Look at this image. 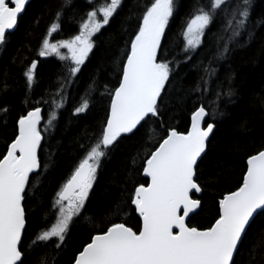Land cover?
<instances>
[{
    "label": "snow or ice",
    "instance_id": "6c2138e0",
    "mask_svg": "<svg viewBox=\"0 0 264 264\" xmlns=\"http://www.w3.org/2000/svg\"><path fill=\"white\" fill-rule=\"evenodd\" d=\"M28 2L0 0V46L7 44L10 30L17 26ZM123 3L124 0H104L96 5L89 0V9L81 15L76 34L53 42L49 37L61 28V12L55 13L38 56H55L68 63L54 86L45 131L54 126L56 109L63 107L69 87L76 83L81 66L95 47L94 37L116 18ZM174 8V0H145L138 11L130 8L121 21L122 26L134 23L130 24L125 48L116 62V83L111 87L101 85L93 77L73 108L74 114L85 112L92 92L100 91L107 103L99 132L94 142L80 145L83 156L55 192L45 214V226L34 233L27 245L26 198L42 175L41 107H30L14 121V130L5 141L6 151L0 153V264H25L30 251L47 250L49 246L57 252L63 250L72 227L81 218L93 219L86 213L104 157L122 138L139 132L149 121L163 131L156 134L155 129H150L158 138L142 156L138 153L131 159L132 171L143 179L129 176L130 189H123L121 199L104 209V226L79 246L71 264H244V258L246 264H257L258 259L264 264V147L247 155L237 184L215 202L212 221L207 226L190 223L191 217L203 208L202 201L194 198L202 191L199 162L207 155L216 124L206 122L209 111L203 103L191 111L190 123L184 130L166 125L163 119L167 85L177 61L160 53ZM250 8L251 0H207L206 4L193 6L181 33L185 60H191L190 53L202 45L206 30L218 16L221 24L220 34L215 36L216 51L208 63L201 61V74L192 92L209 91V81L216 75L214 62L226 59L246 33L252 37ZM37 63L33 59L23 73L29 89L36 77ZM235 95L230 85L215 92V100L210 102L213 121L224 115L218 101L227 97L231 103ZM7 111V106L0 107V112ZM128 208L138 216L136 226L123 219ZM45 257L38 264H46Z\"/></svg>",
    "mask_w": 264,
    "mask_h": 264
},
{
    "label": "trees",
    "instance_id": "16d2710c",
    "mask_svg": "<svg viewBox=\"0 0 264 264\" xmlns=\"http://www.w3.org/2000/svg\"><path fill=\"white\" fill-rule=\"evenodd\" d=\"M92 2L99 5L104 0ZM144 3L145 0H124L116 18L96 34L95 47L81 66L82 71L77 74L76 83L69 87L63 107L56 109L54 126L47 131L45 124L52 110L54 86L68 62H62L55 56L39 57V47L48 27L56 19L57 11L61 12V28L49 39L55 42L76 34L81 15L89 9V0H70L69 3H65V0H31L26 12L18 20L16 29L8 36L7 44L0 46V107L8 108L7 113L0 112V153L6 151L5 141L11 136L14 121L19 115L26 114L33 106L43 108L40 126L44 136L40 150L42 175L26 198L29 220L25 245L39 228L45 226V214L51 207L55 192L84 154L80 145L87 146L94 142L105 116L107 100L101 97L100 91H94L89 97L91 103L88 110L74 114L73 108L85 94L86 86L93 77L101 85L107 83L111 87L116 83V62L125 48V41L131 31L130 24L134 23L133 20L122 26L121 21L128 15L130 8L138 11ZM174 3L173 17L166 29L163 51L160 53L170 61L174 58L177 61L172 65L174 71L171 83L167 85L169 95L165 97L163 119L166 125L184 130L190 123L191 111L203 103L209 111L206 122L216 124L210 136L207 155L199 162L203 208L190 220L191 224L207 226L216 211L215 202L239 181L247 155L264 147V0H251L249 28L252 37L249 38L246 33L241 38V44L232 48L226 59L214 62L216 75L209 81V91L203 94L192 92L191 89L201 74V61L208 63L216 51L215 36L220 34L221 19L218 16L206 30L202 45L190 53L191 60H185L182 29L193 6L206 4L207 0H174ZM33 59L38 61V65L34 83L29 89L23 73ZM229 85L235 89L236 95L232 97L231 103L227 102V97L218 101L224 115L213 121L210 102L215 100L216 91ZM150 129H155L156 134L163 131L157 123L149 121L139 132L122 138L104 157L97 181L90 192L86 213L93 219L81 218L72 227L63 250L57 252L54 246H49L47 250L30 251L25 264H38L39 259L45 257V251L46 264H71L72 256L79 246L92 232L104 226V209L121 199L123 189H130L129 176L143 179L132 171L131 159L137 157L138 153L142 156L158 138ZM123 219L132 226L138 223V216L132 208L127 209ZM52 222L54 217L49 219L48 224ZM237 259L241 260L240 257ZM257 264H260L259 259Z\"/></svg>",
    "mask_w": 264,
    "mask_h": 264
},
{
    "label": "water",
    "instance_id": "95a60500",
    "mask_svg": "<svg viewBox=\"0 0 264 264\" xmlns=\"http://www.w3.org/2000/svg\"><path fill=\"white\" fill-rule=\"evenodd\" d=\"M31 0H29V2H30ZM28 2V3H29ZM17 27V26H16ZM16 27L13 29V30H10V33L11 32H14V30L16 29ZM38 62V61H37ZM37 65H38V63H37ZM41 110H42V119H43V108L41 107ZM208 117V116H207ZM207 117L205 118V120H207ZM41 123H42V120H41ZM41 125V124H40ZM203 195V192L201 191L200 193H196V198H198V199H200V197Z\"/></svg>",
    "mask_w": 264,
    "mask_h": 264
},
{
    "label": "rangeland",
    "instance_id": "374dc122",
    "mask_svg": "<svg viewBox=\"0 0 264 264\" xmlns=\"http://www.w3.org/2000/svg\"><path fill=\"white\" fill-rule=\"evenodd\" d=\"M64 51H66V50H64V49H61V52H64Z\"/></svg>",
    "mask_w": 264,
    "mask_h": 264
}]
</instances>
